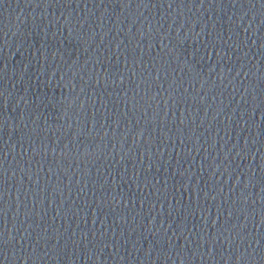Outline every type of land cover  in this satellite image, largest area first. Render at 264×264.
Segmentation results:
<instances>
[{"label": "water", "instance_id": "obj_1", "mask_svg": "<svg viewBox=\"0 0 264 264\" xmlns=\"http://www.w3.org/2000/svg\"><path fill=\"white\" fill-rule=\"evenodd\" d=\"M0 264H264V0H0Z\"/></svg>", "mask_w": 264, "mask_h": 264}]
</instances>
